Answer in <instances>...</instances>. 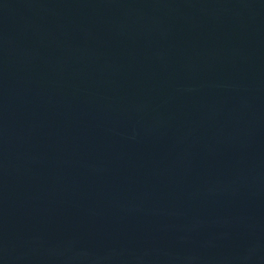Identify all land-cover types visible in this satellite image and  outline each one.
Returning <instances> with one entry per match:
<instances>
[{
    "label": "water",
    "instance_id": "95a60500",
    "mask_svg": "<svg viewBox=\"0 0 264 264\" xmlns=\"http://www.w3.org/2000/svg\"><path fill=\"white\" fill-rule=\"evenodd\" d=\"M0 264H264V0H0Z\"/></svg>",
    "mask_w": 264,
    "mask_h": 264
}]
</instances>
